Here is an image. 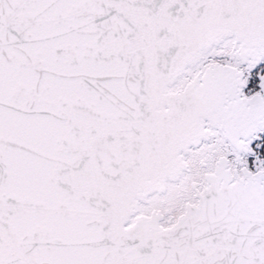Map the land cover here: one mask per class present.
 <instances>
[{"label": "snow or ice", "instance_id": "1", "mask_svg": "<svg viewBox=\"0 0 264 264\" xmlns=\"http://www.w3.org/2000/svg\"><path fill=\"white\" fill-rule=\"evenodd\" d=\"M0 264H264V0H0Z\"/></svg>", "mask_w": 264, "mask_h": 264}]
</instances>
